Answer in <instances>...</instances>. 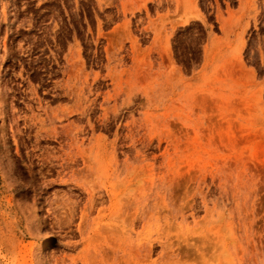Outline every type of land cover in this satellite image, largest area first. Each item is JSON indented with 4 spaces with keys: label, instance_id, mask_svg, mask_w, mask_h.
<instances>
[{
    "label": "rangeland",
    "instance_id": "obj_1",
    "mask_svg": "<svg viewBox=\"0 0 264 264\" xmlns=\"http://www.w3.org/2000/svg\"><path fill=\"white\" fill-rule=\"evenodd\" d=\"M0 264H264V0H0Z\"/></svg>",
    "mask_w": 264,
    "mask_h": 264
},
{
    "label": "bare ground",
    "instance_id": "obj_2",
    "mask_svg": "<svg viewBox=\"0 0 264 264\" xmlns=\"http://www.w3.org/2000/svg\"><path fill=\"white\" fill-rule=\"evenodd\" d=\"M44 219V218H43ZM38 221V226L39 228H43L41 229V234H42V238L43 241L40 245V255L41 257H44L47 253V251L49 250L50 246H51V239L50 237L47 235V231L44 228V222L42 221V218L37 219ZM32 224L34 225V222L32 221Z\"/></svg>",
    "mask_w": 264,
    "mask_h": 264
}]
</instances>
